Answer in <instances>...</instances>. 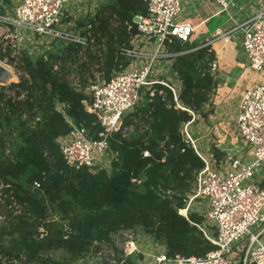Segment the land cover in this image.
I'll return each mask as SVG.
<instances>
[{
    "label": "trees",
    "instance_id": "trees-1",
    "mask_svg": "<svg viewBox=\"0 0 264 264\" xmlns=\"http://www.w3.org/2000/svg\"><path fill=\"white\" fill-rule=\"evenodd\" d=\"M7 4L0 0V16ZM146 10L145 0H106L94 18L77 21L88 40L84 48L65 43L36 58L26 50L11 58L12 49L0 45V61L12 62L18 77L17 83L0 86V264L83 263L94 241L108 242L117 252L113 236L135 229L163 246L170 259L204 257L216 249L198 229L199 214H179L188 184L204 167L180 130L192 114H201L217 88L210 71L215 54L208 46L187 52L196 48L190 42L167 45L176 55L171 65L180 89L174 96L156 84L151 101L145 93L147 99L143 95L123 117L120 130L108 139L115 155L109 170L70 169L61 155L69 122L84 124L92 138L100 133L86 110L88 80L94 81L90 72L95 66L107 82L130 64L120 49L137 34L134 15ZM93 46L99 47V57L92 54ZM78 68L83 78L73 85L68 75ZM145 151L149 157H143ZM217 152L213 157L219 159ZM34 183L40 188L33 189ZM39 228L45 234L41 239L36 238Z\"/></svg>",
    "mask_w": 264,
    "mask_h": 264
},
{
    "label": "built area",
    "instance_id": "built-area-1",
    "mask_svg": "<svg viewBox=\"0 0 264 264\" xmlns=\"http://www.w3.org/2000/svg\"><path fill=\"white\" fill-rule=\"evenodd\" d=\"M67 1L69 0H20L11 15L0 16V23L14 30L15 27L20 28L33 36L74 43L84 48L88 44L87 37L56 28L59 19H65L63 12ZM145 1L146 13L134 15L132 19L137 34L129 47L120 49V54L130 64L109 81L93 83L88 88L91 102L86 110L95 116L101 128L97 138L91 137L84 124L68 123L71 130L61 140L60 151L70 169L100 168L110 153L108 139L120 130L123 117L139 105L145 93L148 101H151L156 92L154 85H163L176 96L171 84L156 80L161 71L154 66L160 60L175 57V54L167 51V45L173 40L189 43L193 28L180 21L182 0ZM206 1L215 3L220 12H227L234 6L235 0ZM237 29L242 30L241 46L248 68L254 72L264 71V9L230 32L218 35L215 40L221 39L223 43H227L229 34ZM146 42L155 44L153 51L146 49ZM205 46L208 45L187 52ZM216 70V62H212L210 71L215 73ZM141 88H144V92L139 95ZM178 108L183 109L179 105ZM235 123L239 140L250 150L251 161L244 163L240 158L227 157L226 168L220 171L215 170L210 165L211 162L205 161L197 152L187 130L190 123L183 125L180 130L183 139L204 164L197 175L193 195L188 198L183 210L188 214L193 201L202 202L204 223L198 229L216 249L204 257L174 259L168 258L165 253H149V264H231L230 255L234 252L240 253V264H264V244L260 241L264 234V187L254 181L257 174L264 170V84L253 85L243 92L238 102ZM143 157H149L148 152H143ZM39 188L40 184L34 183L33 189ZM14 214H19L18 206H15ZM187 214L183 216L187 217ZM3 219L0 214V222ZM204 225L211 227L212 231ZM65 231L70 233V229ZM44 235L43 229L39 228L36 238L41 239ZM92 244L85 259L87 264H95V261L101 260L106 264V261L114 259L116 251L107 248L109 244L100 241ZM121 248L123 260L120 258L118 264L145 255L134 238H126Z\"/></svg>",
    "mask_w": 264,
    "mask_h": 264
},
{
    "label": "crops",
    "instance_id": "crops-1",
    "mask_svg": "<svg viewBox=\"0 0 264 264\" xmlns=\"http://www.w3.org/2000/svg\"><path fill=\"white\" fill-rule=\"evenodd\" d=\"M74 3V0L66 2L63 12L65 19L60 18L59 22L56 24V28L59 26L63 29V31H65L71 30V27H74L73 21L64 22V20L67 19L66 13H68L70 9H75V7L71 6ZM181 9L182 14L180 21L190 24L193 28L190 44L196 48L208 45V47L215 54V62L217 64V70L214 73L217 88L214 90L212 98H210V101L208 102V104H212L213 109L210 110L207 120L205 121V125L208 130L206 129L205 131L206 135L200 130L195 132V136L198 137L197 141L203 144L205 142L211 143V137L214 135L219 143L215 147L222 155H239L238 157L244 163H249L251 161L250 150L248 147L243 145L237 136L235 123L237 107L240 97L245 90L253 85L264 84V71L254 72L248 68L241 46V29L231 32L227 43H223L221 39L215 40V38L220 34L230 32L236 26L245 22L252 15L264 9V0H235L234 6L227 12H220L219 7L210 1L182 0ZM75 21V28H73L74 31L70 32L80 34L83 29L77 27V20ZM126 68L123 70H126ZM160 71L161 72L157 76L156 80L166 81L172 84L171 79L167 75L169 71ZM205 106L203 108V112L207 113V108ZM199 119L200 115L196 114V116H193L192 121L189 123L192 124L194 120ZM212 120H214V122H212ZM230 132H232V134H230ZM207 135H209V137H207ZM238 140L242 143L239 146L235 145V141ZM195 147L199 155L205 161L207 160L208 162H211L212 154L209 153V148L202 151L200 148L199 150L197 146ZM212 162H214V160H212ZM254 181L259 184L260 187H264V170H261L257 174ZM134 239L139 240L137 241L143 254L164 253L165 251L163 246L156 245L150 237L142 235ZM155 246H157L156 248L158 251L155 249ZM131 260L134 261L136 259L131 258Z\"/></svg>",
    "mask_w": 264,
    "mask_h": 264
},
{
    "label": "rangeland",
    "instance_id": "rangeland-1",
    "mask_svg": "<svg viewBox=\"0 0 264 264\" xmlns=\"http://www.w3.org/2000/svg\"><path fill=\"white\" fill-rule=\"evenodd\" d=\"M2 1V0H1ZM9 4L7 5H3L5 7H3V10L5 12V14L7 15H11L13 13V9L19 4L20 0H8ZM74 4H72V7H75V9H70V11H68V13H66L67 19L64 20V22H68V21H73L74 23V27H71V30H65V32L69 33V34H73L74 32H70V31H74L73 28H75V23L77 21H82L84 23L88 22V20L90 18H94L96 14H98L101 10H103L106 7V0H74ZM72 24V26H73ZM63 27V26H62ZM59 29H61L58 26ZM63 30V29H61ZM80 33V32H79ZM89 35H91V32L88 33ZM105 39H103L102 41H104ZM92 42V41H91ZM0 45L2 48H6L7 46H9L12 51H11V58H15L17 57L18 53L20 50H26L28 52V54L32 57V58H36L37 56H41L44 55L46 52H57L63 45H65L64 41L61 40H53L52 38H41V37H37V36H33L31 33L29 32H25L20 28L15 27V30L13 28H11L10 26H7L5 24L0 23ZM145 47L148 51H153L155 44L153 42L147 43L145 44ZM92 50V54L96 55L97 57H99L101 55V52L99 51V47H91ZM102 50V49H101ZM88 59V58H87ZM87 59H83L84 61H86ZM172 59V58H171ZM168 59V60H160L158 62V64H156L154 67L163 71L168 72L167 75L169 76V78L171 79V85L174 87L175 93L177 91H179L180 89V82L177 78V75L175 74V72L172 69V60ZM168 62V63H167ZM12 62H7L6 60H2L0 61V66L4 67L5 69L8 70L9 72V78L5 81V82H0V86H8L12 83H17L18 82V77L14 71L13 68V63ZM137 64V63H136ZM135 65V64H134ZM139 65V64H138ZM95 66L92 67V71L90 72V74H92L94 76V81L92 82L90 79L88 80L89 84H101L103 83V81L101 80L102 77V73L100 72H96L95 71ZM163 68V69H162ZM82 72L81 68H78L76 71L70 72V74L68 75V79H70L73 83V85L75 83L79 82L82 80ZM120 72V71H119ZM113 73L115 76L117 73ZM86 75V72H85ZM154 79V78H153ZM166 82V81H164ZM168 84H170L169 82H167ZM89 88V86H88ZM89 92V95L91 96V93L89 91V89H87ZM162 92H158V94L160 95ZM7 94H9V92H7ZM213 95V94H212ZM212 95L210 98H212ZM146 98V95L143 96V98ZM142 98V97H141ZM144 100V99H143ZM210 101V99H209ZM207 109V113H204L203 110L201 112V116L199 120H194L192 122V124H190V126L188 127V132L192 138V140L194 141V145L197 146V148L201 149L202 151L206 150L207 148H209V153L212 154V160H214V162H212L210 165L217 171L220 170H224L226 168L225 166V162H226V158L227 157H237L234 154H226L224 156V154L222 155L217 148L215 147L218 143L216 137L213 135L211 137V143H199L197 141L198 137L195 136L198 130L202 131L203 134L206 135L205 131L207 129V126L205 125V121L207 120V116L210 113V110L213 109L212 108V104H206L205 106ZM134 110V109H133ZM127 113L124 117L127 118L131 112ZM212 112V111H211ZM193 116H196L195 114H193ZM192 116V119H193ZM203 120H202V119ZM192 121V120H191ZM212 122H214V120H212ZM208 130V129H207ZM221 131V130H220ZM233 132V130H232ZM232 132H230V134H232ZM219 136V134H218ZM236 136V134H235ZM207 137H209V135H207ZM220 138V137H219ZM208 139V138H207ZM236 139V138H235ZM221 140V139H219ZM242 143L238 140L235 141V145H241ZM237 147V146H235ZM199 149V150H200ZM237 149V148H236ZM213 150L214 151H218L217 156L219 157V159H217L216 157H213ZM238 152V151H236ZM241 152V151H240ZM6 154H9V150L8 148H6ZM113 157H115V155H113L111 152L107 154L106 159L103 161V163L100 165V168H104L106 170H109L110 168V163L113 159ZM201 171V170H200ZM199 171V172H200ZM198 172V173H199ZM198 175V174H197ZM196 178L195 177L193 182H190L188 184V191L184 193V197L186 198H190L193 195V191L195 190L196 187ZM201 201H193L188 209V214L189 215L191 212L197 213L199 214L202 219H203V212L204 210H201V207L203 208V205L201 204ZM180 215H185L186 211H181L179 213ZM203 222V221H202ZM204 223V222H203ZM208 230H211V227H209L208 225H204ZM143 234L140 232L139 229H135V230H128V231H119L115 234L114 237V242H112V245L118 250L117 252H114V259L110 260V261H106V264H118V260L121 258V260H123V256H121V250H122V246H123V241L126 238H138L140 236H142ZM144 236V235H143ZM123 239V240H122ZM142 239V238H141ZM138 240V239H137ZM261 243L264 244V234L261 237ZM139 241V240H138ZM103 243H108V242H104ZM156 244V243H155ZM108 245V244H107ZM106 245V246H107ZM158 245V244H156ZM93 247H90V249ZM157 246H155V249ZM107 248H111V246H107ZM158 251V250H157ZM165 253V252H164ZM50 254L52 255L53 258H55L56 260H59L60 255L57 253H53L50 252ZM148 254H145L144 256H137L135 257L136 260L132 261L131 259H127L125 261L124 264H149L150 263V258L148 257ZM240 253L234 252L233 254L230 255V262L231 264H240ZM133 262V263H131ZM79 264H87V261L85 260L83 263H79ZM88 264H91L90 262H88ZM95 264H105L104 261H95Z\"/></svg>",
    "mask_w": 264,
    "mask_h": 264
},
{
    "label": "water",
    "instance_id": "water-1",
    "mask_svg": "<svg viewBox=\"0 0 264 264\" xmlns=\"http://www.w3.org/2000/svg\"><path fill=\"white\" fill-rule=\"evenodd\" d=\"M7 77L9 78L8 70L4 67H0V82H5ZM144 92V88H141L139 90V95H142Z\"/></svg>",
    "mask_w": 264,
    "mask_h": 264
},
{
    "label": "bare ground",
    "instance_id": "bare-ground-1",
    "mask_svg": "<svg viewBox=\"0 0 264 264\" xmlns=\"http://www.w3.org/2000/svg\"><path fill=\"white\" fill-rule=\"evenodd\" d=\"M0 67H1V66H0ZM8 74H9V72H8ZM9 76H11V75H9ZM7 79H8V77H7ZM7 79H6V80H7Z\"/></svg>",
    "mask_w": 264,
    "mask_h": 264
},
{
    "label": "clouds",
    "instance_id": "clouds-1",
    "mask_svg": "<svg viewBox=\"0 0 264 264\" xmlns=\"http://www.w3.org/2000/svg\"><path fill=\"white\" fill-rule=\"evenodd\" d=\"M183 210V209H182ZM181 211V210H180ZM180 211H179V213H180ZM182 215V214H181ZM183 216V215H182ZM188 216V215H187Z\"/></svg>",
    "mask_w": 264,
    "mask_h": 264
}]
</instances>
